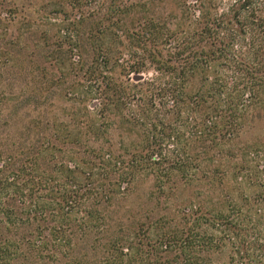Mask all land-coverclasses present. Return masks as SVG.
I'll use <instances>...</instances> for the list:
<instances>
[{
    "label": "trees",
    "instance_id": "obj_1",
    "mask_svg": "<svg viewBox=\"0 0 264 264\" xmlns=\"http://www.w3.org/2000/svg\"><path fill=\"white\" fill-rule=\"evenodd\" d=\"M173 16L145 18L130 30L121 19L101 23L97 32L109 38L110 45L96 39L84 77L96 84L89 97L98 99L102 109L123 108L122 118L149 128L146 146L132 154V161L153 173L158 188L179 174L189 181L201 169L195 154L189 161L183 157L188 156L185 148L192 145V137L198 135L208 144L206 149L226 147L223 156L213 153L214 159L208 158L231 161L230 166L222 165L213 175L207 164L204 167L212 168L202 173L211 182L218 175V202L183 207L184 221L168 224L165 231L158 229L141 239L137 230L127 236L118 233L80 251L74 238L89 234L90 221L102 218L100 212H88L82 225L62 210L49 226L36 223L46 222L43 209L21 212L0 201V264H264V132L260 140H239L253 119L264 122V0H179ZM76 19L68 21L67 28L77 26ZM115 44L126 48L129 60L119 57L123 51ZM116 67L127 80L114 75ZM147 67L155 77L131 82V73L140 74ZM134 104L141 113L133 110ZM195 114L200 121H192L193 129L181 121L192 123ZM174 134L176 143H171ZM172 144L177 148L170 155ZM99 159L109 163L113 157L103 153ZM15 172L0 177V195L7 193L4 202L20 195L22 182ZM123 173L133 178L132 172ZM171 246L175 254L162 256ZM224 248L226 262L210 259Z\"/></svg>",
    "mask_w": 264,
    "mask_h": 264
},
{
    "label": "rangeland",
    "instance_id": "obj_2",
    "mask_svg": "<svg viewBox=\"0 0 264 264\" xmlns=\"http://www.w3.org/2000/svg\"><path fill=\"white\" fill-rule=\"evenodd\" d=\"M178 3L179 0H0V177L19 171L15 173L20 174L22 182L20 195L9 194L11 198L4 202V190L0 201L21 208V212L43 209L46 222L40 219L36 223L49 226L57 222L62 210L70 212L73 222L82 225L88 212H100L102 218L90 221V233L74 238L77 250H86L92 243L103 244L118 233L126 235L137 230L141 239L158 229L165 231L168 224L173 227L184 221L180 219L183 207H199L202 201L212 204L222 194L219 184L214 183L218 175L211 182L205 181L202 173L213 167L214 175L223 166H230L231 161L208 158L214 159L213 153L223 156L226 147L206 149L208 144L196 134L188 148L182 143L188 153L183 157L189 161L195 154L201 169L194 171L195 177L189 181L179 174L158 188L153 173L141 162L137 166V161H132V154L142 152L146 146L149 128L122 118L123 108L102 109L98 99L89 97L96 84L84 77L96 39L110 45L109 38L97 32L101 23L121 19L130 30L134 22L145 18L171 19L178 13ZM75 19L78 25L67 28L68 21ZM121 39L126 43L124 36ZM114 47L123 51L119 56L122 60L130 59L124 46ZM120 72L116 67L113 73L127 80ZM153 77L155 72L149 67L140 74H130L131 82ZM132 107L141 113L135 104ZM195 115L191 122L200 121ZM153 117L152 114L150 118ZM181 121L192 129L196 126L194 122ZM144 122L148 124L145 118ZM263 132V119L256 118L245 127L239 140H260ZM173 136L169 142L176 143L178 134ZM185 136L188 138V133ZM158 138L165 147L164 136L160 133ZM172 145L170 155L177 148ZM103 153H109L113 163L101 161ZM207 164L212 167H204ZM123 171L132 172L133 178L128 179ZM173 248H166L161 255L175 254ZM227 254L224 248L210 259L226 262Z\"/></svg>",
    "mask_w": 264,
    "mask_h": 264
}]
</instances>
